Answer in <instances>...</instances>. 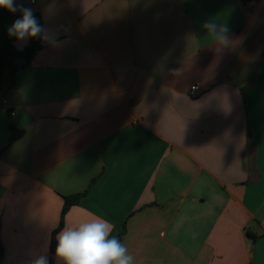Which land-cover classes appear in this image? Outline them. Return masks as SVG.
I'll use <instances>...</instances> for the list:
<instances>
[{
  "label": "crops",
  "instance_id": "0c3cea01",
  "mask_svg": "<svg viewBox=\"0 0 264 264\" xmlns=\"http://www.w3.org/2000/svg\"><path fill=\"white\" fill-rule=\"evenodd\" d=\"M16 1L48 39L0 89V264H63L84 192L64 225L108 219L135 264H264V0Z\"/></svg>",
  "mask_w": 264,
  "mask_h": 264
},
{
  "label": "clouds",
  "instance_id": "9594fccd",
  "mask_svg": "<svg viewBox=\"0 0 264 264\" xmlns=\"http://www.w3.org/2000/svg\"><path fill=\"white\" fill-rule=\"evenodd\" d=\"M0 8L10 13H21V18L15 20L8 29L9 36L24 43L30 38L48 39L46 29L36 18L32 8L25 7L16 0H0ZM203 27L212 41L224 47L229 45L226 26L208 21ZM113 232V223L99 216L78 223H66L57 233L55 255L63 264H135V257ZM31 264H48V258L46 255H39Z\"/></svg>",
  "mask_w": 264,
  "mask_h": 264
},
{
  "label": "trees",
  "instance_id": "16d2710c",
  "mask_svg": "<svg viewBox=\"0 0 264 264\" xmlns=\"http://www.w3.org/2000/svg\"><path fill=\"white\" fill-rule=\"evenodd\" d=\"M17 2V1H16ZM19 3V2H17ZM34 15L38 19L41 25H43L42 16L40 13L34 11ZM21 18V13H10L6 9L0 8V89L3 85V79L6 72L10 73L12 77L15 76L16 72L20 67H24L30 64L36 53L42 48L41 39L30 38L28 46L24 50H18L13 45V40L8 35V27L14 23L15 20ZM18 60H22L23 63L20 65ZM24 131L15 126H10V136L7 146L22 137ZM2 150L0 151V158ZM85 193V192H84ZM84 193L66 196L65 204L61 212V219L59 226L53 231L51 239V250L54 252L57 245L56 236L57 233L64 226V219L72 205L78 203ZM125 226V223H124ZM125 227H123L124 232ZM3 257V249L0 248V261Z\"/></svg>",
  "mask_w": 264,
  "mask_h": 264
},
{
  "label": "built area",
  "instance_id": "2783aa9c",
  "mask_svg": "<svg viewBox=\"0 0 264 264\" xmlns=\"http://www.w3.org/2000/svg\"><path fill=\"white\" fill-rule=\"evenodd\" d=\"M200 90H201V89H200V87H199L198 85L193 86L192 89H191L192 93H197V92H199Z\"/></svg>",
  "mask_w": 264,
  "mask_h": 264
}]
</instances>
